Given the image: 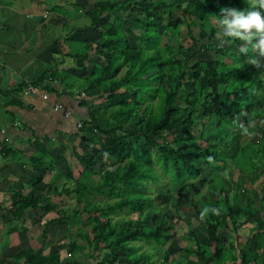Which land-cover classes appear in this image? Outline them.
Wrapping results in <instances>:
<instances>
[{
  "label": "trees",
  "instance_id": "16d2710c",
  "mask_svg": "<svg viewBox=\"0 0 264 264\" xmlns=\"http://www.w3.org/2000/svg\"><path fill=\"white\" fill-rule=\"evenodd\" d=\"M81 1L74 8L88 21L87 28L98 34L97 43H82L81 50L69 56L80 65L90 63L89 54L93 56L79 79L85 98L79 105L87 111L78 128L87 148L79 158L84 168L76 180L70 174L64 177L72 181L71 188L57 186L51 150L40 141L0 150L2 161L21 157L35 174L27 183V194L11 188L13 223L23 221L26 211H35L34 223L48 218L43 234L57 220L71 227L72 240L60 244L52 255L28 250L12 259L60 264V250L73 253L77 243L85 242L98 264H264V79L261 67L239 53V41L220 44L216 22L221 8L245 9L246 0ZM161 31L170 43H163ZM198 47L201 50L195 52ZM177 53L187 57L177 59ZM250 55L254 58L256 53ZM45 75L50 81L58 78L47 71L27 87L55 93L44 85ZM62 77L64 95L74 96L73 78L68 86L64 78L70 76ZM11 94L0 91L5 99L0 111L13 124L15 115L6 109L21 105ZM51 174L54 181L43 184ZM254 180L263 181L258 199L253 196ZM210 181L215 182L216 195L188 198L183 204L176 201L178 216L152 196L162 186L172 189L165 193L177 196L178 187L187 194L195 183ZM70 195L75 207L69 213L57 209L50 198ZM94 195L106 203H93ZM156 206L151 216H145ZM127 214L136 218H123ZM195 217L203 230L200 239L191 233ZM176 221L186 224L191 244L164 249L173 239ZM152 248L162 251L156 256ZM174 251L181 252L180 258Z\"/></svg>",
  "mask_w": 264,
  "mask_h": 264
},
{
  "label": "crops",
  "instance_id": "0c3cea01",
  "mask_svg": "<svg viewBox=\"0 0 264 264\" xmlns=\"http://www.w3.org/2000/svg\"><path fill=\"white\" fill-rule=\"evenodd\" d=\"M81 4V0H0V91L11 92L10 97L21 105V108L14 106L6 109L15 115L13 124L7 114L0 111V150L4 146L21 149L27 141H40L44 148L51 150L49 159L53 160L54 173L59 174L54 182L57 186L66 185L64 177L69 174L76 180L83 169L76 166L75 173L73 168H69L73 166L67 155L78 158L87 152L80 142L77 128V124L87 116L86 109L79 105L85 98L80 95L83 87H77L75 83L80 82L82 69L91 66L93 56L89 54L91 62L83 65L74 64L69 56L80 51L82 43H97L98 34L87 28L82 12L74 8V5ZM54 7L58 10L55 11ZM65 27L73 29L69 36L66 35L69 30ZM47 71L57 73L58 78L51 81L49 75H45L44 84L55 93L46 94L41 89L30 93L27 86ZM64 74L70 76L64 78L69 82L68 86H71L70 80L73 78L72 97L64 95ZM21 87H24L23 91H19ZM61 93L63 95L59 96ZM43 95L47 96L46 100L41 97ZM2 102H5L4 98H0ZM59 106L62 109H58ZM56 142H61V146L66 149L50 146ZM16 159L2 161L0 158V168L5 167L0 170V219H4L0 221L1 264H26L24 259L15 261L12 257L28 250L39 256L52 255L60 244L72 240L71 227L64 223L59 224L61 226L53 224L43 234V226L48 218L34 223L32 214L35 211H26L23 221L13 223L10 212L11 188L16 187L13 189L25 195L28 190L25 191L24 183L35 176L34 170L21 157ZM64 166L69 169H64L65 172L58 170ZM54 179L53 174L48 175L43 179V184L52 183ZM19 184L24 188H18ZM50 198L59 210L64 209L54 202L55 199H73L72 195ZM13 227L17 231H10ZM89 254L86 243L79 242L73 253L62 249L58 256L60 264H98V259L93 260Z\"/></svg>",
  "mask_w": 264,
  "mask_h": 264
},
{
  "label": "rangeland",
  "instance_id": "374dc122",
  "mask_svg": "<svg viewBox=\"0 0 264 264\" xmlns=\"http://www.w3.org/2000/svg\"><path fill=\"white\" fill-rule=\"evenodd\" d=\"M128 18L133 20V19L136 18V16L135 15H128ZM86 22H87L86 26H88L89 23H88V21H86ZM180 32L182 33L183 31H180ZM161 33L163 35V43H165L166 41L168 43H170V40H169L167 34L164 31H161ZM131 43H132V45L134 44V40L133 39H131ZM184 44L186 46L188 43L185 42ZM172 47H174L173 44H172ZM79 48H81V47H79ZM199 50H201L200 47H198V49H195V52H198ZM186 57H187V55H182V54H179V53L176 54V58L177 59H185ZM215 59H217V57ZM260 62H261V65H262L260 77L264 79V59L260 60ZM75 85L77 87H84V83H82V82L81 83L78 82V84L75 83ZM96 103L97 102L94 101L93 105L96 104ZM100 103H101V101H100ZM50 146L51 147L54 146L56 148L60 147L61 146V142L53 143V145H50ZM62 148L64 150L66 149L65 146H63ZM67 153H70V152L68 151ZM54 155H56V153H54ZM74 156L75 155H73V156L67 155V159H68V161L71 162V164L73 166V167H69V168H73L74 172L77 173V171H76L77 167L76 166H79L81 168H84V166L81 164L80 159H79L81 156L78 157V158H76ZM66 168L69 169L68 167L64 166V167H59L58 170L65 172L64 169H66ZM236 177H237V174L235 173L233 178L235 179ZM91 179L93 181H97L98 177L97 176H92ZM262 183H263V181L258 180L256 182V180H254V182L251 185L253 187V189L255 190L254 191L255 194L253 193V196L255 198H257V199L260 197V195L262 196ZM24 186H25V191L28 190L27 183H24ZM24 186L19 184L18 188L23 189ZM66 186L71 188L72 187V182L67 181ZM13 188L16 189V187H13ZM165 190L172 191V189H170V187L162 186V187H160V188H158L156 190H153L152 196H154V195L157 196V201L156 202H158L160 206L164 207V206H169L170 205L171 209H175V211L171 212L174 216H176V215L178 216L179 213H180V207L177 206L176 201H180L181 204H183L184 201L186 199H188V198H198L200 200H203L204 198L209 197L210 195H216V192H217L215 182H212V181H210V182H208V183H206L204 185H200V184L198 185L197 183H195L194 187L191 188L188 191L187 194L183 193L182 189L178 187V188H176L177 196H175L173 194L165 193ZM92 199H93V203H95V204L99 203V204L102 205V204L106 203V199L103 198V197H100L98 195H94ZM57 201L60 202V203H58ZM54 202L59 204L61 206V208H63L68 213L70 211H72L74 209V207H75L74 199L61 198V200L55 199ZM156 209H157V206L154 209L147 211L145 216L146 215L147 216H151V214L154 213V211ZM182 211L183 212H188V213H186V215L189 216V217L193 216V214H194V213L191 214V211L187 210V209H183ZM189 214H191V215H189ZM125 217L126 218H136V215L135 214H127L123 218H125ZM117 218L121 219L122 216H118ZM117 218L115 220H117ZM50 219H51V217H50ZM191 220H192V230H191L192 235L195 236L196 238H199V239L203 238L204 237V235L202 233L203 230L197 224L196 217L194 219H191ZM0 221H4V219H0ZM59 224H61V222L55 220L54 225L61 226ZM186 233H187L186 224L184 222H181V221H176L175 222V227H174V232H173V239L166 244L164 249L168 248L169 246H171L173 244H176V246H178V248H182L185 245H190L191 243H190V240H188V238L186 237L187 236ZM247 233L248 232H247L246 229L241 231V234L243 236H246ZM24 248H26V247H24ZM144 249L147 250V251H150V249H148V248H144ZM151 250H154L156 256H158L160 254V252L162 251L161 248L160 249L159 248L158 249L152 248ZM174 250H176V247H174ZM33 253L35 254L34 251H33ZM174 254L177 256V258H180L178 256L181 255V252L174 251ZM37 255H39V254H37ZM182 264H184L183 261H182ZM189 264H195V262H190Z\"/></svg>",
  "mask_w": 264,
  "mask_h": 264
},
{
  "label": "clouds",
  "instance_id": "9594fccd",
  "mask_svg": "<svg viewBox=\"0 0 264 264\" xmlns=\"http://www.w3.org/2000/svg\"><path fill=\"white\" fill-rule=\"evenodd\" d=\"M245 9L225 7L220 9L217 25L220 44L240 42L238 51L247 56V62L262 67L260 58H264V0H246ZM255 52L256 55H250Z\"/></svg>",
  "mask_w": 264,
  "mask_h": 264
},
{
  "label": "built area",
  "instance_id": "2783aa9c",
  "mask_svg": "<svg viewBox=\"0 0 264 264\" xmlns=\"http://www.w3.org/2000/svg\"><path fill=\"white\" fill-rule=\"evenodd\" d=\"M28 91H29L30 93H32V94L36 92V90H35L34 88H32V87H29ZM41 97H42L43 99H45V100H46V98H47V96H45V95H43V96H41ZM58 109H62V107L59 106ZM64 114L67 115L65 112H64ZM80 127H81V123L77 124V128H80Z\"/></svg>",
  "mask_w": 264,
  "mask_h": 264
}]
</instances>
